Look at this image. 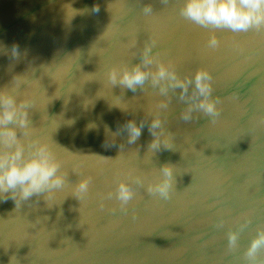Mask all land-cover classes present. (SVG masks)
<instances>
[{
    "label": "water",
    "instance_id": "water-1",
    "mask_svg": "<svg viewBox=\"0 0 264 264\" xmlns=\"http://www.w3.org/2000/svg\"><path fill=\"white\" fill-rule=\"evenodd\" d=\"M182 3L0 0V89L13 87L16 76L27 82L17 100L35 97L31 127L67 173L49 201L46 193L17 206L0 199V264H242L264 227V32L215 30L220 46L209 51L212 30L182 18ZM146 4L153 8L148 17ZM151 39L154 54L182 77L207 68L213 95L222 100L214 125L200 113L186 123L180 119L186 105L173 94L161 113L173 135L161 138L168 148L153 153L148 112L165 98L150 84L134 93L107 78L113 66L139 63ZM143 119L140 138L128 144L124 125ZM166 163L174 169L171 199L132 184L137 195L127 212L115 195L102 201L119 180L142 175L145 186L155 182ZM89 176V194L79 200L75 184ZM245 217L251 223L229 254L227 232Z\"/></svg>",
    "mask_w": 264,
    "mask_h": 264
},
{
    "label": "clouds",
    "instance_id": "clouds-1",
    "mask_svg": "<svg viewBox=\"0 0 264 264\" xmlns=\"http://www.w3.org/2000/svg\"><path fill=\"white\" fill-rule=\"evenodd\" d=\"M160 2L167 6L170 0ZM142 11L146 17L151 16L152 5H144ZM179 15L194 25L212 30L206 42V49L209 51H215L220 46L215 30L232 33L264 32V0H183ZM156 45L157 40L151 39L144 44L139 63L113 66L107 72L111 86L120 85L135 93L137 89L146 90L150 84L154 91L165 98L155 105V114L151 109L148 112L151 117L149 131L154 137L149 145L152 153L153 150H159L161 145L165 147L161 138L173 135L165 129L164 120L161 119V113L169 109L173 94L186 105L180 113V119L186 123L197 118L194 114L200 113L214 125L221 115L218 105L222 103L219 96L213 95V75L207 68H198L193 75L182 77L171 61L165 62L158 53L154 54ZM135 46L133 42L131 47ZM13 55H18L15 47ZM21 83L27 82L16 76L13 87L0 89V199L10 197L16 206L43 193L47 194L45 198L49 201L67 183V173L61 171V161L52 145L31 127L28 110L35 106V97L24 95L23 99L17 100ZM177 89L180 90L179 93L176 92ZM145 123V119L139 124L134 120L126 122L124 128L128 133V144L136 143ZM86 127L91 130L95 125L89 124ZM18 131L22 133V137L18 136ZM119 134V131L111 133L113 137ZM159 170L160 178L155 182H148L146 186L142 175L133 176L131 183L119 180L115 194L108 192L106 197H102V201L105 198L112 199L115 195L119 209L127 212L130 201L137 195L132 184L146 189L149 196H158L165 201L171 199L174 169L166 163ZM91 182L92 177L89 176L79 179L75 184V196L79 200L87 197ZM100 208H104L103 202ZM224 223L221 217L214 227L222 229ZM250 223L251 219L245 217L235 228L228 230L226 251L229 254L236 252L240 235ZM242 264H264V227L257 228L250 239L243 253Z\"/></svg>",
    "mask_w": 264,
    "mask_h": 264
}]
</instances>
